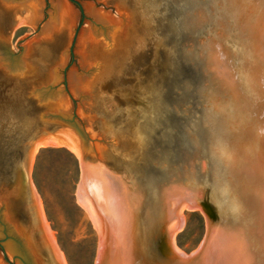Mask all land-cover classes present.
<instances>
[{
    "label": "water",
    "instance_id": "water-1",
    "mask_svg": "<svg viewBox=\"0 0 264 264\" xmlns=\"http://www.w3.org/2000/svg\"><path fill=\"white\" fill-rule=\"evenodd\" d=\"M60 144L94 264H264V0H0V264H64L29 178Z\"/></svg>",
    "mask_w": 264,
    "mask_h": 264
},
{
    "label": "rangeland",
    "instance_id": "rangeland-1",
    "mask_svg": "<svg viewBox=\"0 0 264 264\" xmlns=\"http://www.w3.org/2000/svg\"><path fill=\"white\" fill-rule=\"evenodd\" d=\"M79 174L76 158L57 147L39 149L29 169L30 181L66 264H94L97 234L75 201ZM204 230L203 214L198 209L185 211L183 224L174 235L175 245L184 253L194 251Z\"/></svg>",
    "mask_w": 264,
    "mask_h": 264
},
{
    "label": "bare ground",
    "instance_id": "bare-ground-1",
    "mask_svg": "<svg viewBox=\"0 0 264 264\" xmlns=\"http://www.w3.org/2000/svg\"><path fill=\"white\" fill-rule=\"evenodd\" d=\"M43 147H57V148H64V149H66L67 151H69V152L75 157V154H74L69 148H67L66 146L60 144V145H46V146L38 145V146L36 147L35 152L33 153V158H34V156L36 155V153L38 152V150L41 149V148H43ZM33 158H32V161H33ZM75 158H76V157H75ZM31 164H32V162H31ZM30 167H31V166H30ZM39 201H40V199H39ZM40 204H41V201H40ZM77 205H78V204H77ZM78 206H79V205H78ZM79 207L82 209L84 215L89 219L87 212H86L81 206H79ZM41 208H42V211H43L42 204H41ZM188 210H190V209H184V208H181V215H182V218L184 217L185 211H188ZM43 216H44V220H45V222H46L48 228H49L50 231L52 232V235H53V238H54L55 246H56L58 252L62 255L63 260H64V264H66V259H65L63 253L60 251V249H59V247H58V244H57V241H56L55 235H54L53 231L51 230V228H50V226H49V224H48V221H47V219H46V217H45V213H44V211H43ZM89 220H90V219H89ZM90 222H91V221H90ZM94 230H95V228H94ZM176 231H177V230H176ZM176 231L174 232V235H175ZM95 232H96V230H95ZM96 234H97V232H96ZM174 235H173V245H174L177 249H179V248L175 245V242H174ZM179 250H180V249H179ZM180 251H181V250H180ZM181 252H182V251H181Z\"/></svg>",
    "mask_w": 264,
    "mask_h": 264
}]
</instances>
